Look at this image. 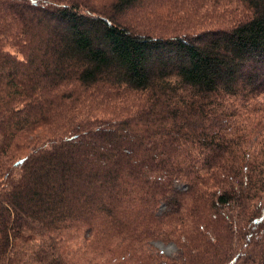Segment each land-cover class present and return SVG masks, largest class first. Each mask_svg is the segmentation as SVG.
I'll return each instance as SVG.
<instances>
[{
	"label": "trees",
	"instance_id": "obj_1",
	"mask_svg": "<svg viewBox=\"0 0 264 264\" xmlns=\"http://www.w3.org/2000/svg\"><path fill=\"white\" fill-rule=\"evenodd\" d=\"M183 2L0 0V264H264V0Z\"/></svg>",
	"mask_w": 264,
	"mask_h": 264
},
{
	"label": "rangeland",
	"instance_id": "obj_2",
	"mask_svg": "<svg viewBox=\"0 0 264 264\" xmlns=\"http://www.w3.org/2000/svg\"><path fill=\"white\" fill-rule=\"evenodd\" d=\"M200 0H184L182 10L178 11V16L182 17L183 19H203V20H213V24L218 27L222 22L223 17L226 19H233V0H225L221 3H214V2H205L203 4L206 5V8L199 9L197 7V3ZM193 7L194 10L191 13L187 12L188 7ZM196 9V10H195ZM177 20V19H176ZM230 21V20H229ZM120 104V103H118ZM260 116V113L257 114ZM155 247L159 250L165 252L168 255H176L178 252L177 246L174 243H164L160 241L154 242Z\"/></svg>",
	"mask_w": 264,
	"mask_h": 264
}]
</instances>
